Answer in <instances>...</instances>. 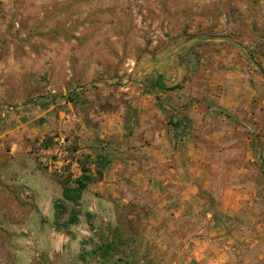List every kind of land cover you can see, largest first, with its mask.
I'll return each instance as SVG.
<instances>
[{
	"label": "rangeland",
	"instance_id": "rangeland-1",
	"mask_svg": "<svg viewBox=\"0 0 264 264\" xmlns=\"http://www.w3.org/2000/svg\"><path fill=\"white\" fill-rule=\"evenodd\" d=\"M0 264H264V0H0Z\"/></svg>",
	"mask_w": 264,
	"mask_h": 264
},
{
	"label": "crops",
	"instance_id": "crops-1",
	"mask_svg": "<svg viewBox=\"0 0 264 264\" xmlns=\"http://www.w3.org/2000/svg\"><path fill=\"white\" fill-rule=\"evenodd\" d=\"M183 178H185V176L179 177V179ZM179 184H181V186L177 185L176 187L171 188V190H174L173 199L166 200V194L162 195V199L158 203V207L159 211H161L163 214V219L168 220L167 223L169 231L175 229L180 231L186 230L188 232L187 235L190 236V222L195 219L193 210L191 209L193 204L192 200L194 199V192L190 193L188 189H184L183 186L186 184L185 181H181ZM133 201L143 205V201L140 197L133 199ZM170 205H172V207L169 209ZM154 211H156L155 208ZM155 215V217L158 219V214Z\"/></svg>",
	"mask_w": 264,
	"mask_h": 264
},
{
	"label": "trees",
	"instance_id": "trees-1",
	"mask_svg": "<svg viewBox=\"0 0 264 264\" xmlns=\"http://www.w3.org/2000/svg\"><path fill=\"white\" fill-rule=\"evenodd\" d=\"M201 38H204V37H201ZM221 38L228 40L232 43H235L237 46L240 47V45L234 39H231L229 37H221ZM156 83H157V86L162 90H173V89H177L181 87V85H178L175 87H167L166 83L159 75L157 76ZM82 170H83L82 174L76 179H74L73 185L69 183L67 180L63 184L62 198L60 199L59 205H57V215L56 216L58 220H60V215H61V211L59 208L62 205L65 206L67 204L78 205L79 201L82 198L84 190L87 188L88 184L94 181L96 178L95 175L90 170V168L83 166ZM97 172H100V171H97ZM77 216L73 214L69 220L62 221L63 226L67 227L70 224L74 223L75 220H77Z\"/></svg>",
	"mask_w": 264,
	"mask_h": 264
}]
</instances>
